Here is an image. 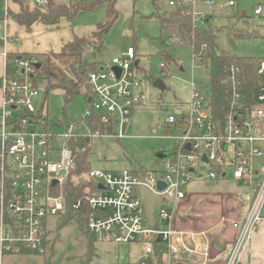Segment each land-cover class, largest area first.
<instances>
[{
	"label": "built area",
	"instance_id": "2783aa9c",
	"mask_svg": "<svg viewBox=\"0 0 264 264\" xmlns=\"http://www.w3.org/2000/svg\"><path fill=\"white\" fill-rule=\"evenodd\" d=\"M213 5L212 0H203ZM49 0H36V6L46 7ZM171 6L181 5L172 1ZM198 0L190 6L195 26H205V16L197 12ZM234 6V2H229ZM256 9V14L262 13ZM0 32V41L9 43L8 17ZM171 41L177 42L173 35ZM4 75L0 79L2 101L0 105V264L8 256L24 253L46 252L48 239L47 219L65 210L63 195H55L62 189L73 163L71 142L77 137L99 138L125 137L124 128L130 123L137 108L149 106L146 92L149 84L145 73L135 65L137 53L129 48L123 57L115 58L109 65H101L88 74L87 108L80 121L66 126L62 135L50 131L48 117L44 114L45 99L39 107L35 101L42 94L37 83L39 64L32 56L13 58L3 53ZM193 61L201 66L199 59ZM120 71V73H118ZM160 79L171 76L166 63L160 65ZM241 70L235 66L227 69L226 99L222 117H216L211 100L203 105V98L193 84L192 100L188 104H176L178 113L166 119V128L174 131L176 147L170 157L162 160V169L147 174L126 170L113 175L91 170L86 176L95 190L86 188V201L91 210L88 231L101 243L132 244L144 242L146 255L141 264H154V240H162L169 251L168 264H186L183 258L196 259L195 264H209L212 241L201 234L196 242L193 234L178 231L173 226L174 211L180 201L187 198V186L193 180L230 179L249 191L246 194L247 209H241V218L234 222L239 235L235 239L225 264H240L251 241L252 231L263 218L264 167L256 163L264 159V58L261 59L254 88L253 99L240 93ZM256 90L258 93H256ZM98 117L111 132H93L90 120ZM61 127V124L57 125ZM172 133V132H171ZM168 136L171 134L167 133ZM62 139L58 148V139ZM91 138V137H90ZM190 145V149L187 146ZM59 154L60 161H52L51 155ZM206 157V160L204 159ZM210 166L207 174L198 167ZM65 170L66 175L61 172ZM57 181V184H54ZM159 182L166 187L159 189ZM162 197L154 208L156 227L149 225L141 188ZM136 190L140 196H136ZM81 207V202L74 205Z\"/></svg>",
	"mask_w": 264,
	"mask_h": 264
},
{
	"label": "rangeland",
	"instance_id": "374dc122",
	"mask_svg": "<svg viewBox=\"0 0 264 264\" xmlns=\"http://www.w3.org/2000/svg\"><path fill=\"white\" fill-rule=\"evenodd\" d=\"M85 3L97 0H82ZM174 0H157L155 7L151 0H117L115 10L118 19L103 37L100 51L88 49L83 55V64L97 63L109 65L113 59L123 57L129 48H134L139 60L140 71L150 73L154 78L160 77V65L166 63L171 76L164 79L166 89L161 91L149 84L146 92L150 105L137 108L131 121L124 128L125 137L99 138L83 128L84 133L91 137V165L92 170H100L113 175H120L124 171L152 173L162 169V162L156 159L161 151H170L176 147L171 136L166 133V119L172 113H178L176 104H188L192 100L194 87L200 92L207 106L211 98V76L208 66H201L193 61L192 49L188 46L171 41L172 36L162 32L156 20L142 19V15H151L157 10L161 13L176 8L170 3ZM189 1V0H187ZM213 5L198 0L197 12L205 16V26L218 29L217 44L219 49L233 57L264 58V0H212ZM25 4L35 6L36 0H23ZM76 2V0H73ZM229 2H234L230 6ZM189 3V2H188ZM7 6L10 12L19 10V3L15 0H0V32L4 33L6 25ZM261 7L262 13L256 15V9ZM108 5H98L94 11H80L74 21L63 19L58 26L48 27L41 23L31 28L19 25L9 15L8 34L10 40L6 45L0 41V53L18 57L34 58L39 64L47 60L49 53H58L63 46L73 41L75 36L88 37L97 31L98 26L105 24ZM244 17L250 22L240 21ZM245 23L247 25H245ZM233 24L239 28L258 30L262 38L252 40H236L233 44L228 38L227 26ZM200 26V25H198ZM32 29L31 32H28ZM91 48V47H90ZM30 55V56H27ZM34 55V56H33ZM12 57V56H11ZM147 71V72H146ZM4 60L0 58V79L4 75ZM41 96L36 99L35 106L39 107L45 98V87ZM85 87L81 88L71 102L66 104L62 90L51 91L45 100L44 114L49 120L50 131L62 135L65 128L74 121H80L87 108ZM2 90L0 85V105ZM61 124V127L57 125ZM157 130L158 132H155ZM61 148L62 139H58ZM52 161H60L59 154L51 155ZM212 168L203 165L198 172L207 174ZM209 179L193 180L187 187L213 192L241 193L242 186L236 182L217 184ZM136 196H140L136 190ZM263 218L252 231L251 241L245 250L240 264H264V210ZM48 243L46 252L42 254L26 253L6 257L5 264H139L144 253L143 244H106L96 240L93 244L88 235L83 232L80 224L73 222L63 228L58 227V217L47 219ZM93 249V252H91Z\"/></svg>",
	"mask_w": 264,
	"mask_h": 264
},
{
	"label": "trees",
	"instance_id": "16d2710c",
	"mask_svg": "<svg viewBox=\"0 0 264 264\" xmlns=\"http://www.w3.org/2000/svg\"><path fill=\"white\" fill-rule=\"evenodd\" d=\"M116 1L97 0L85 3L82 0H76V2L72 1L68 5H60L53 0H49L46 7L31 6L22 2L17 12H10L16 23L27 28H31L36 23L52 27L60 25L63 19L74 21L80 11H94L100 4L106 3L108 5V20L105 24L99 25L97 31L88 37L75 36L73 41L64 45L60 52L47 54L46 62L40 63L41 67L37 69L36 77L39 86L43 85L45 87V100L51 91L62 90L65 102L68 104L80 94L82 87H85L88 91V74L97 70L101 65L98 66L97 63L84 65L83 55L88 49L94 50V56H96V52L101 50L104 35L111 30L118 19V14L115 10ZM151 1L155 7L158 6L157 0ZM190 1L174 0L176 3L181 2V5L175 6L176 8L170 11L160 13L157 10L156 13L151 15H142V19L156 20L162 32L177 36L178 41L176 43L190 47L193 56L199 59L201 64L210 68L211 108L214 116L222 117V108L225 105L227 92V88L222 82L228 78L227 69L235 66L241 70L240 79L242 85L239 90L247 100H251L254 97V88L258 81L257 68L261 58L233 57L220 50L217 44L218 29L208 25L195 26ZM237 19L250 22L249 19L244 17H238ZM245 25L247 24L245 23ZM227 29L228 38L233 44L236 40H252L263 37L258 30L239 28L233 24L228 25ZM146 77L148 81H154L153 76L146 74ZM90 124L93 132H111L106 125L100 122L98 117L90 120ZM171 132V128H166V133L169 134ZM71 148L73 151V163L68 178L62 189L57 188L54 192L57 196L63 195L65 200V210L57 215L58 227L63 228L73 222H77L83 232L88 235L91 244H93L92 237L88 231V220L91 210L86 201V189L83 188L85 182L86 188L89 187L91 191L95 190L93 182L85 179L92 170L90 168L91 138L77 137L72 140ZM132 172L138 175L142 173ZM78 202H81V207L75 209L74 205ZM47 243L48 239H45L44 246ZM152 245L154 254L160 261L168 249L167 245L162 240H154ZM91 252H93V249H91Z\"/></svg>",
	"mask_w": 264,
	"mask_h": 264
},
{
	"label": "crops",
	"instance_id": "0c3cea01",
	"mask_svg": "<svg viewBox=\"0 0 264 264\" xmlns=\"http://www.w3.org/2000/svg\"><path fill=\"white\" fill-rule=\"evenodd\" d=\"M22 1L23 0L16 2L19 3L20 5ZM53 1L60 5L62 4L68 5L73 0H53ZM31 31L32 29H29L28 32ZM13 55L14 54H10V56ZM0 58L4 60L2 53H0ZM137 61L139 60L137 59ZM146 74L151 75L148 72L145 73V75ZM155 80L156 78H154V81ZM155 132L158 131L155 130ZM256 166L258 168H263L264 159L258 160ZM197 181H202V180H197ZM230 181L234 182L230 179L212 180L211 182L217 184H228V182ZM248 191H249L248 189L242 187L241 193L213 192L211 190H198L194 188L192 189L189 186L187 187V198L183 201H180L177 207L175 208L173 226L178 231L185 232L187 234H193L196 242L201 241L202 239L201 234H207L212 241L211 261L209 262V264H225L229 252L231 250V247L235 239L239 235L238 229H236L233 224L234 222L238 221L241 218V209L248 208V203L246 199V194ZM138 243L144 245V253L140 258V262H139V264H141V262L147 258L146 255L147 246L142 241L132 244H138ZM106 244H111V243H106ZM8 257H12V256H8ZM150 257L154 264H168V261L170 259L168 249L166 253H164V255L162 256L160 261L154 254V249H153V254L150 255ZM183 259L186 264H195L196 263L195 261H197L196 259L190 260L187 257Z\"/></svg>",
	"mask_w": 264,
	"mask_h": 264
},
{
	"label": "water",
	"instance_id": "95a60500",
	"mask_svg": "<svg viewBox=\"0 0 264 264\" xmlns=\"http://www.w3.org/2000/svg\"><path fill=\"white\" fill-rule=\"evenodd\" d=\"M16 1H21V0H16ZM135 65L139 67V61H136ZM41 67V64L37 65V69ZM120 73V71H118ZM153 86L161 91H164L166 89V85L164 80L158 78L154 81ZM256 93L258 91L256 90ZM188 149H190V145L187 146ZM172 154V151H161L156 154V159L161 162L162 160L170 157ZM206 160V157L204 158ZM62 175H66V171L63 170L61 172ZM54 184H57V181H54ZM166 187L164 182H159V189L163 190ZM142 192V197H143V205H144V210H145V215L147 218V221L149 225L153 228L156 227V219L154 215V208L159 202H163V198L159 197L152 192H150L148 189L142 187L141 188Z\"/></svg>",
	"mask_w": 264,
	"mask_h": 264
}]
</instances>
